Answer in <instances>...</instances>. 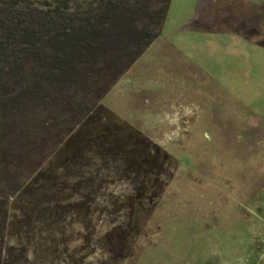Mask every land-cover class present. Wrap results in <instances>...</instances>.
Masks as SVG:
<instances>
[{
  "label": "rangeland",
  "instance_id": "374dc122",
  "mask_svg": "<svg viewBox=\"0 0 264 264\" xmlns=\"http://www.w3.org/2000/svg\"><path fill=\"white\" fill-rule=\"evenodd\" d=\"M100 103L173 158L171 180L130 223L102 203L87 220L62 209L39 234H8L28 248L19 264H264V0H172L160 36ZM64 123L30 127L21 141H38L39 163L21 177L46 167Z\"/></svg>",
  "mask_w": 264,
  "mask_h": 264
},
{
  "label": "trees",
  "instance_id": "16d2710c",
  "mask_svg": "<svg viewBox=\"0 0 264 264\" xmlns=\"http://www.w3.org/2000/svg\"><path fill=\"white\" fill-rule=\"evenodd\" d=\"M171 1L0 0V264L28 253L21 245L15 252L8 234L31 225L39 234L58 210L87 220L105 203L130 223L153 208L174 160L100 101L160 36ZM59 122L66 124L46 167L23 179L40 149L21 140L33 125ZM119 181L128 194L109 192Z\"/></svg>",
  "mask_w": 264,
  "mask_h": 264
},
{
  "label": "crops",
  "instance_id": "0c3cea01",
  "mask_svg": "<svg viewBox=\"0 0 264 264\" xmlns=\"http://www.w3.org/2000/svg\"><path fill=\"white\" fill-rule=\"evenodd\" d=\"M156 40H157V39H156ZM156 40H155V41H156ZM155 41H154V42H155ZM154 42H153V43H154ZM153 43H152V44H153ZM150 46H151V45H150Z\"/></svg>",
  "mask_w": 264,
  "mask_h": 264
}]
</instances>
